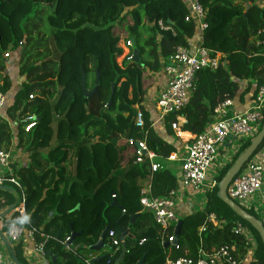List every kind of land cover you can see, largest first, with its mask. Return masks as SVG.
Masks as SVG:
<instances>
[{
	"label": "trees",
	"instance_id": "16d2710c",
	"mask_svg": "<svg viewBox=\"0 0 264 264\" xmlns=\"http://www.w3.org/2000/svg\"><path fill=\"white\" fill-rule=\"evenodd\" d=\"M199 1L208 24L203 46L222 54L227 65L196 75L190 102L178 115L186 120L182 131L193 136L205 131L221 103L240 96L243 84L245 93L255 88L251 101L264 84V48L256 43L264 28V5L260 0ZM188 14L185 0H0V92L15 91L7 73L9 50L19 59L17 72L23 78L0 119V148L9 150L14 123L18 146L30 157L28 166L20 169L29 228L37 231L38 242L45 243L49 264H86L98 253L89 248L102 236L108 245L111 231L120 239L129 232L125 255L122 246L117 253H103L94 264L119 260L137 264L143 258V264H165L168 257L196 259L201 250L211 253L232 246L244 259L246 242L235 234L237 224L258 245L255 264H264L258 233L219 199L218 186L207 194L203 211L182 219L177 246L164 248L161 228L140 204L141 190L151 179L155 197H165L179 186L180 172L168 166V158L177 152L172 124L178 116L169 115L164 123L154 125L157 115L142 102L176 48L188 46L195 35V25L185 21ZM159 22L171 26L176 35L161 31ZM132 41L130 49L139 52V63L126 62L120 68L116 61L123 55L121 45ZM82 70L88 90L95 87L100 72L98 94L92 98L84 96ZM147 81L151 84L145 87ZM136 105L144 112V129L135 125ZM31 116L36 119L27 121ZM132 138L147 140L160 170L153 173L148 162L134 164L127 143ZM251 141H245L233 162L221 170L216 177L219 183ZM263 147L264 142L258 151ZM0 193L5 196L1 208L14 204L12 193ZM247 212L259 219L255 212ZM211 214L225 225L208 223ZM21 221L14 213L5 226ZM204 226L207 229L200 232ZM73 233L78 237L67 251L65 242ZM174 233L171 228L167 240ZM13 248L20 263L28 264L22 246Z\"/></svg>",
	"mask_w": 264,
	"mask_h": 264
},
{
	"label": "built area",
	"instance_id": "2783aa9c",
	"mask_svg": "<svg viewBox=\"0 0 264 264\" xmlns=\"http://www.w3.org/2000/svg\"><path fill=\"white\" fill-rule=\"evenodd\" d=\"M185 2L189 12L185 21L195 25V35L189 40L188 46L177 47L168 64L163 67L161 75L166 79V83L160 96L154 99L152 93L146 106L142 104L145 109L157 115L154 125L164 123L169 115L178 116L188 106L196 88V75L199 72L203 70L217 71L227 65L222 54H215L203 46L204 33L208 29V24L205 21L206 14L200 1L185 0ZM158 27L161 31L176 35L174 29L171 26H166L163 22H159ZM256 43L258 47L264 48V28L258 32ZM132 46V42L124 46L127 63L134 61V54L130 49ZM11 52L9 50L5 54V59L11 57ZM30 99L33 97L31 96ZM8 103V95L0 92V119L3 118ZM35 119V116H31L27 121ZM263 122L264 84L258 88L255 98L246 110H235L234 101L228 99L216 108L213 120L205 131L199 136L191 137L187 142L184 156L179 160L180 176L177 189L170 191L165 197H155L152 191V179L147 186L142 188L140 204L144 211L152 213L155 223L161 228V244L163 246L166 243H174L173 245L177 246L175 235L167 240V232L171 228L175 230L180 221L178 216L179 195L191 193L197 197H206L208 193L213 192L219 182L216 179L217 173L210 177L209 170L219 152L227 146L232 147L236 142H241L240 147H242L245 140H253L260 132ZM180 123H186V120L178 116V122L172 124L173 130L178 133L179 137L182 131ZM135 125L139 129L145 127L144 112L140 107L136 110ZM127 143L132 156H134L135 165L141 166L148 162L153 173L161 169V165L156 162L157 155L148 148L147 140L132 138ZM168 160H176V155L171 154ZM14 164L9 152L0 148V186L14 189L19 196L18 206L1 221L0 230L4 228L5 224L7 225V220L14 213L19 214L22 220L21 224L14 223L7 228L5 226L3 235L12 247L22 244L24 241L30 242L36 255L41 259L46 258L45 243L38 242L37 231L29 228V219L25 210L27 190L21 183L20 169L16 168ZM227 196L245 210H251L264 217V147L256 152L250 162L235 177L228 189ZM4 203L5 198L0 195V212L11 207L1 208ZM207 221L218 227L225 225V223L219 222L214 214L209 215ZM260 221L264 226V219ZM206 229L207 226H204L200 232H204ZM234 231L236 235L245 239L244 259L239 257L238 248L232 246L230 248L222 247L211 253L201 250L196 259L183 257L172 260L168 257L165 264H255L258 245L253 236L240 224L235 226ZM69 240L70 238L65 242L67 251H71L67 244ZM108 242L111 252H116L123 246V242L113 231L109 233ZM94 259L91 256L85 260V263L94 264ZM0 264H13V262L9 256L0 253Z\"/></svg>",
	"mask_w": 264,
	"mask_h": 264
},
{
	"label": "crops",
	"instance_id": "0c3cea01",
	"mask_svg": "<svg viewBox=\"0 0 264 264\" xmlns=\"http://www.w3.org/2000/svg\"><path fill=\"white\" fill-rule=\"evenodd\" d=\"M260 2L264 5V0H260ZM11 57L12 58L9 61H7V65H8L7 73L12 77V79L15 82L14 83L15 91L11 92V94L8 95L9 103L13 101L14 94L20 88V86H21V84L23 82V78L20 79V77H18V79L17 78L15 79L16 75H14V76L12 75V73L14 72L16 67H17V69L19 67V59L16 58L15 56H11ZM165 83H166V79L164 78V76L163 75L159 76L156 88H158V90L159 89L162 90L164 88V86H165ZM245 90H246V84H243L242 87H241L240 96H238L235 100H233L234 101L235 110H237V111H244L251 104V98L253 96L255 88H253L250 92H246V93H245ZM243 92H244V94H243ZM184 124L185 123H180L181 128H182V126ZM11 126H12V130H13V133H14L15 137H14V139L12 141V144H11L8 152L11 155V157L13 158V161L15 163L14 164L15 167L18 168V169H21V168H24V167L28 166V164L30 163V157H29V154L26 152V150L24 148H19L18 139L16 137L18 130H17V128H16L14 123H12ZM175 135H176V137L178 139L175 142V147L177 149V152L173 153V154L176 155V160H173V161L168 160L170 162L168 164V166L171 169L173 167H175L177 169V171L180 172V169H179L180 161L179 160L184 156V154L186 152L187 142L191 139V137H193V135H191L190 133H187V132H183V131H181V134H180L181 136L180 137H179L177 132H175ZM168 138H169L168 141L170 143L174 142L173 138H170V137H168ZM225 148H229V146H227ZM224 150H221L219 152V155L224 153L225 152ZM218 158H216V159H218ZM222 158H224V160L227 159V154L223 155ZM222 165L223 164H221L220 166H222ZM197 198L199 199V201L197 200L198 204L194 205L191 202V200H190L191 198L189 196H187L185 194H180L179 195V199H178V210H179L178 216H179V220H182L184 217H186L188 215H191V214H194V213H196L198 211H203L204 210L206 202H207L206 197L205 196H198ZM183 200L185 201V203L182 202ZM15 203H16V201H15ZM2 213H3V211L0 212V214H2ZM0 231H1L2 234H4L3 228ZM0 243H2V245H3L1 237H0ZM20 245L22 246L23 258L27 261L28 264H49V262L47 261L46 258H45V260H43V259L39 258L36 255V253L34 252V249H33V245H31L30 242L24 241ZM119 251L120 250H118V251H116L114 253H117ZM106 252L109 253L111 251L109 249H105L103 251L95 253L92 257L97 259V258L101 257V255H103V253L105 254ZM0 253H3L4 255L8 256L7 250L5 248L1 247V245H0Z\"/></svg>",
	"mask_w": 264,
	"mask_h": 264
},
{
	"label": "water",
	"instance_id": "95a60500",
	"mask_svg": "<svg viewBox=\"0 0 264 264\" xmlns=\"http://www.w3.org/2000/svg\"><path fill=\"white\" fill-rule=\"evenodd\" d=\"M132 43L134 45V41H132ZM134 62L139 63V52L136 49H134ZM100 77H101L100 72H99V70H97L95 87L92 90H88L86 88V74L82 70L81 85H82V89L84 92V96L86 98H92L98 94ZM113 94H114V86L112 87V96H111L110 101H109V106L112 104ZM263 142H264V127L258 133V135L251 141L250 146L238 157V159L235 161L233 166L228 170L226 175L223 177V179L219 183V185H218V188H219L218 197L238 217H240L242 220L247 222L258 233V235H259V237H260V239L264 245V226H263V223L259 219H257L256 217L249 214L247 212V210H245L244 208H242L241 206H239L238 204H236L235 202L230 200L227 196V192H228V189H229L231 183L233 182L235 177L243 170V168L250 162V160L256 154V152L258 151L260 146L263 144ZM0 191L10 192L14 195V197L16 199L15 205L11 206L9 209H7L2 214H0V223H1V221L3 219H5L7 217V215H9L15 209V207L18 206L19 196L14 189L7 187V186H0ZM113 205H115V202H113ZM182 225H183V220H180L176 226L175 233H174L176 239H178V237L180 236ZM127 235H129V232H127L125 235H123L121 237V241L123 242V247H124V252H123L122 257L126 253L124 242H125V238ZM0 237H1V240L4 244V246H5V249L7 250L8 256L11 259V261L13 262V264H21L20 261L18 260V258L16 257L15 253H14V248L8 242L6 237L1 233V231H0ZM76 237H78V234L73 233L72 237L70 238V240L67 244L69 246H71ZM176 244H177V241H176ZM171 245H173V244L172 243H166V244H164V248H168ZM89 249H90V251H93V252H100V251H103L105 249H109V245L104 244V236H102L100 241L98 242V244L91 246ZM98 260H99V258L94 259L93 263L95 261H98ZM144 261H145V258H143L137 264H143ZM53 262H55V259L53 260ZM117 264H120V260L117 262Z\"/></svg>",
	"mask_w": 264,
	"mask_h": 264
},
{
	"label": "rangeland",
	"instance_id": "374dc122",
	"mask_svg": "<svg viewBox=\"0 0 264 264\" xmlns=\"http://www.w3.org/2000/svg\"><path fill=\"white\" fill-rule=\"evenodd\" d=\"M121 48L123 49V55L120 57V58H118L117 59V61H116V63H117V65L120 67V68H123L124 67V65L126 64V61H125V56H126V51H125V49H124V46L123 45H121ZM16 57V56H15ZM19 70V67H18V69H17V67H16V69L14 70V72L12 73V75L14 76V75H16V77H15V79L17 78L18 79V77H20V75L18 74V71ZM17 72V73H16ZM20 79H22L21 77H20ZM93 81V80H92ZM92 81H90V83H92ZM157 82H158V77H155V80H154V82H153V84H154V87L153 88H150V87H148L150 84H151V82L150 81H147V82H145V87H148L147 89H146V91H147V93L145 94V97L143 98V102H142V104H143V106H146V104L148 103V98L150 97V95H152V93H153V95H154V99L155 98H157V97H159L160 96V94H161V91L162 90H157L158 88H156V86H157ZM150 88V89H149ZM91 90V89H90ZM138 107H140L139 105H136L135 106V109L137 110V108ZM246 141V140H245ZM240 144H242L241 142H236L235 144H233V146L232 147H229V148H225V152L224 153H222L221 155H218V159H216L215 160V162H214V164H212V166H211V168H210V170H209V176L210 177H212L213 175H214V173H217V176L219 175V173L221 172V170L225 167V166H227V165H229V164H231L232 162H233V159H234V157H235V155L237 154V153H239L240 152V150H242V148L240 147ZM227 154V159H225L224 160V158H222L223 157V155H226ZM71 156H72V154H71ZM222 156V157H221ZM72 158L74 159L75 158V156H72ZM221 164H223L222 166H220ZM220 169H219V168ZM222 167V168H221ZM172 170L174 171V172H177V169L175 168V167H173L172 168ZM216 176V177H217ZM209 177V178H210ZM0 195H2L4 198H5V196L3 195V194H1L0 193ZM187 196H189L191 199V202L195 205V204H198V201H199V199L197 198V196L196 195H194V194H191V193H188V194H186ZM198 200V201H197ZM15 201H16V199H15ZM183 203H185V201L183 200L182 201ZM14 204H15V202H14ZM13 204V205H14ZM12 206V205H11ZM183 206V205H182ZM178 212H179V210H178ZM258 217H259V219L260 220H263L264 219V217L262 216V215H257ZM255 240V239H254ZM0 245H1V247H3V248H5V246H4V244L2 245V243H0ZM43 260H45V258H42Z\"/></svg>",
	"mask_w": 264,
	"mask_h": 264
}]
</instances>
